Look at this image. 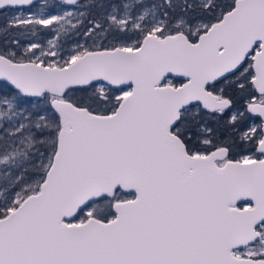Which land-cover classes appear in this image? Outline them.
<instances>
[{"label":"snow or ice","instance_id":"obj_1","mask_svg":"<svg viewBox=\"0 0 264 264\" xmlns=\"http://www.w3.org/2000/svg\"><path fill=\"white\" fill-rule=\"evenodd\" d=\"M58 7L0 0V264H264V0Z\"/></svg>","mask_w":264,"mask_h":264},{"label":"trees","instance_id":"obj_2","mask_svg":"<svg viewBox=\"0 0 264 264\" xmlns=\"http://www.w3.org/2000/svg\"><path fill=\"white\" fill-rule=\"evenodd\" d=\"M39 0L35 1V3L38 5ZM60 4V0H43L42 5L45 8V11H55L59 9L58 5ZM12 13H3L0 12V25H3L5 23V20L11 16ZM50 35V34H49ZM69 40H71V37H69ZM230 94L232 95L234 101H235V107L233 111H239L244 112L246 101H247V93L241 94L239 91L230 89ZM259 95L258 93L256 94ZM227 116L220 119V120H213V119H207L206 126L211 127L214 130H216V133L222 138L227 139L231 138L232 140L239 143V136L243 131H246L247 128L251 124H258L259 118L250 116L249 114L245 113L244 119L240 120L237 129L233 130L230 125L226 123Z\"/></svg>","mask_w":264,"mask_h":264},{"label":"rangeland","instance_id":"obj_3","mask_svg":"<svg viewBox=\"0 0 264 264\" xmlns=\"http://www.w3.org/2000/svg\"><path fill=\"white\" fill-rule=\"evenodd\" d=\"M39 2V6L40 7H44L43 5H42V3H43V0H39L38 1ZM37 9H33V11H36ZM59 11V9H57V10H55V11H48L47 13H50V14H56L57 12ZM25 14H27V13H25ZM125 195H127V194H125Z\"/></svg>","mask_w":264,"mask_h":264},{"label":"flooded vegetation","instance_id":"obj_4","mask_svg":"<svg viewBox=\"0 0 264 264\" xmlns=\"http://www.w3.org/2000/svg\"><path fill=\"white\" fill-rule=\"evenodd\" d=\"M125 194H127V193H125Z\"/></svg>","mask_w":264,"mask_h":264},{"label":"water","instance_id":"obj_5","mask_svg":"<svg viewBox=\"0 0 264 264\" xmlns=\"http://www.w3.org/2000/svg\"><path fill=\"white\" fill-rule=\"evenodd\" d=\"M35 1H37V0H35Z\"/></svg>","mask_w":264,"mask_h":264}]
</instances>
